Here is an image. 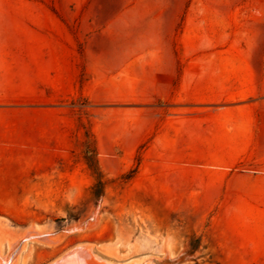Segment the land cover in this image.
Instances as JSON below:
<instances>
[{
    "label": "rangeland",
    "instance_id": "obj_1",
    "mask_svg": "<svg viewBox=\"0 0 264 264\" xmlns=\"http://www.w3.org/2000/svg\"><path fill=\"white\" fill-rule=\"evenodd\" d=\"M0 82V264H264V0H0Z\"/></svg>",
    "mask_w": 264,
    "mask_h": 264
},
{
    "label": "trees",
    "instance_id": "obj_2",
    "mask_svg": "<svg viewBox=\"0 0 264 264\" xmlns=\"http://www.w3.org/2000/svg\"><path fill=\"white\" fill-rule=\"evenodd\" d=\"M87 137H88V142L85 146L83 157H84V162L93 179V183L90 187V192H89L90 199L94 205H97L100 202V200L103 198L105 189L109 181L99 167L93 137L90 133H88ZM136 170L137 168L131 170L128 174L122 176V179H124L125 181L131 179L134 173L136 172ZM201 248H202L201 238L196 234L192 233L187 237L184 252L179 257V261L183 262L187 260H196L197 257L195 258L194 256L196 253L201 252L200 250ZM205 262L207 264H217L211 257L205 260Z\"/></svg>",
    "mask_w": 264,
    "mask_h": 264
},
{
    "label": "bare ground",
    "instance_id": "obj_3",
    "mask_svg": "<svg viewBox=\"0 0 264 264\" xmlns=\"http://www.w3.org/2000/svg\"><path fill=\"white\" fill-rule=\"evenodd\" d=\"M155 43H156V41H155ZM154 43V44H155ZM158 49V51L157 52H155V56H157L158 58H166V54L164 53V51H163V48H162V46H160V47H158L157 48ZM159 54H163V55H160V56H162V57H159ZM99 74V73H98ZM100 75V74H99ZM101 76L103 77V75H102V72H101ZM103 80H104V78H103ZM103 80H101L100 81V87H101V89L103 90L104 88H107L108 87V84H112V83H107V82H104ZM113 81V80H112ZM111 82V81H110ZM6 82H0V85H2V86H4V84H5ZM116 85H118L117 83H116ZM105 90V89H104ZM109 90V89H108ZM264 148V147H263ZM254 151V150H253ZM262 154H264L263 153V151H262ZM253 155H254V153H253ZM240 182H241V180L240 179H238ZM237 182V180H236V182L237 183H240V182ZM241 184V183H240Z\"/></svg>",
    "mask_w": 264,
    "mask_h": 264
},
{
    "label": "water",
    "instance_id": "obj_4",
    "mask_svg": "<svg viewBox=\"0 0 264 264\" xmlns=\"http://www.w3.org/2000/svg\"><path fill=\"white\" fill-rule=\"evenodd\" d=\"M68 255V254H67ZM66 255V256H67ZM68 259H70V258H64V259H62V260H58V261H56L55 263H53V264H69V263H67L66 261H68ZM66 262V263H65ZM2 263V262H1ZM2 264H7V263H2Z\"/></svg>",
    "mask_w": 264,
    "mask_h": 264
}]
</instances>
